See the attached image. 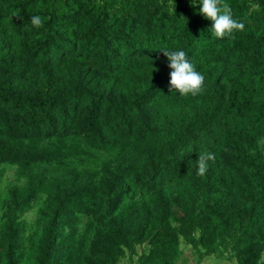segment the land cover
I'll return each instance as SVG.
<instances>
[{"label": "trees", "instance_id": "16d2710c", "mask_svg": "<svg viewBox=\"0 0 264 264\" xmlns=\"http://www.w3.org/2000/svg\"><path fill=\"white\" fill-rule=\"evenodd\" d=\"M225 2L244 29L216 39L190 0H0V182L6 166L24 181L0 199L5 264H27L41 201L32 264H178L181 241L196 264H257L264 0ZM163 50L187 53L202 93H169Z\"/></svg>", "mask_w": 264, "mask_h": 264}, {"label": "clouds", "instance_id": "9594fccd", "mask_svg": "<svg viewBox=\"0 0 264 264\" xmlns=\"http://www.w3.org/2000/svg\"><path fill=\"white\" fill-rule=\"evenodd\" d=\"M191 6L198 8L199 14L206 20L211 21L207 29L211 37L224 39L230 37L234 31H242L244 24L233 18L231 9L225 0H191ZM33 27L39 28L43 25V19L36 15L31 18ZM168 67L171 69L169 75V93L178 92L181 96H197L204 90V76L195 70L189 61L187 53L183 50L164 51ZM259 143L264 144V139ZM214 153L200 154L197 158V175L203 176L208 170V161H214ZM257 264H264V253H261Z\"/></svg>", "mask_w": 264, "mask_h": 264}, {"label": "rangeland", "instance_id": "374dc122", "mask_svg": "<svg viewBox=\"0 0 264 264\" xmlns=\"http://www.w3.org/2000/svg\"><path fill=\"white\" fill-rule=\"evenodd\" d=\"M191 1V0H190ZM42 167H39L38 170H41ZM15 167L6 166L5 174L0 182V199L3 201L7 198L8 187L13 184H23V180H18ZM58 173L61 174V169H58ZM44 207V202H34L33 206L28 210V212L23 216V220L28 226L27 233L30 234L29 238L25 241V247L27 249L25 262L27 264H32L34 260V247L36 243V236L38 235L39 228L37 226V219L39 217V210ZM1 209V205H0ZM6 209V207H2ZM88 222L87 218L83 217L81 221L80 228L85 229V225ZM180 248L182 255L178 261V264H196L197 257L195 256L192 248L187 245L185 242H180ZM223 254L219 255L218 253L211 256H204L200 264H237L236 259L233 254L226 253L221 251ZM137 253L140 254V248H137ZM264 253V252H263ZM4 253L0 252V264H5L4 262ZM135 260V258H134ZM119 264H128L127 258L121 259Z\"/></svg>", "mask_w": 264, "mask_h": 264}]
</instances>
